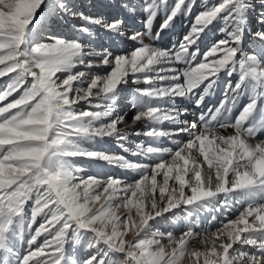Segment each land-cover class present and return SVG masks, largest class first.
<instances>
[{"label": "snow or ice", "instance_id": "1", "mask_svg": "<svg viewBox=\"0 0 264 264\" xmlns=\"http://www.w3.org/2000/svg\"><path fill=\"white\" fill-rule=\"evenodd\" d=\"M90 7L0 0V264H264V0ZM111 142L138 160L84 146ZM73 158L135 175L85 177ZM217 204L214 229L190 219ZM170 216L190 221L178 237Z\"/></svg>", "mask_w": 264, "mask_h": 264}, {"label": "rangeland", "instance_id": "2", "mask_svg": "<svg viewBox=\"0 0 264 264\" xmlns=\"http://www.w3.org/2000/svg\"><path fill=\"white\" fill-rule=\"evenodd\" d=\"M99 2H100V0H77V3L80 6L81 10L84 11L86 14H97V12L99 10H97L94 7H90V5L96 4ZM128 22L130 24H132L135 28H137L139 25L142 26V20L140 17H137L135 20H130ZM74 23H76V21H72V20L60 21L59 24L53 25V31L57 35H65V36L71 35V25ZM183 33L185 34V31L182 32V35H184ZM6 79L7 78L0 79V83H3V80H6ZM220 98H221L220 97V91L218 90L214 96L208 97L206 99L204 108L207 109L209 104H210V107L215 106L219 102ZM9 99H11V98H9ZM212 102H213V104H212ZM190 108H195V106L191 105ZM199 111H200V109L195 108V113H198ZM195 113H193V114H195ZM132 115H133V113L129 111L127 114V117H126V119H128L129 122H131ZM193 116L194 115H190V119H193V118H191ZM137 139L145 140L147 142V138H145V137H139ZM84 146L85 147H98L100 150H106L108 152L119 153V154L125 155L128 159L133 160V161L138 160V158L132 157L127 153H123L121 151V149L119 147H117L115 142L102 144L99 146H93V145H88V144H85ZM72 162L77 167L83 168V171L80 174L82 176H85V177L86 176H95V175L107 177V176L111 175L114 177H122V178L126 177L129 180H131L135 175L131 172L122 171L119 168L102 166V165L97 164V163L92 162V161L80 160V159L73 158ZM219 208H220V212L215 215V220H213V221L211 220L213 215L207 217L204 220L200 219L198 221L199 226L201 228H211V229H214L215 227H217L218 221L223 219V214L225 212V209L223 207L219 206ZM183 215L184 214L181 213V217H183ZM189 222L190 221L188 219L176 218L175 223H173V219L170 216L168 220H166L162 224L158 225V227H160L162 231H172L178 237L180 232L186 229Z\"/></svg>", "mask_w": 264, "mask_h": 264}, {"label": "bare ground", "instance_id": "3", "mask_svg": "<svg viewBox=\"0 0 264 264\" xmlns=\"http://www.w3.org/2000/svg\"><path fill=\"white\" fill-rule=\"evenodd\" d=\"M199 10H200L199 8L195 9V10L193 11V13H192L191 16H187V17H185V16H181V17H179V18L176 20L174 27H173L172 29H170V30L164 32V33L162 34V38H161V40L159 41L160 46H161V47H171V45H172L173 43H176L178 40H180V39L182 38V36H183V35H182V32L185 31V33H186V32L188 31L189 25L192 23V19H193V17L196 15V12H198ZM254 15H255V14H253V16H254ZM160 22H161V21H160L159 18L154 22L153 32H155L156 29L159 27ZM252 24H253V26H254V24H255L254 19H253V21H252ZM141 27H142V26L139 25L136 29H141ZM183 34H184V33H183ZM211 36H212V33L210 32V33H209V37H211ZM203 46H204V45H203V43H202V44H201V47L203 48ZM217 97H218V96H217ZM208 102H209V101H208ZM243 102H244V101H241V103H243ZM206 104H207V103H206ZM212 104H213V102H212ZM191 105H192V104H190V103L184 102V103H181L179 106H180V107H188L189 110H190V112L195 113V108H190ZM208 107H210V104L208 105ZM191 118H194V116L191 117ZM188 119L191 120V119H190V116L188 117ZM259 138H264V136L259 137ZM164 146H170V144H169L167 141H165V142H164ZM135 158H137V157H135ZM219 206H221V205L217 204L215 209H210V210H208V211L202 213L198 218H197V217H193V218H191V219H193V220H197V222H198L200 219L204 220V219H206L207 217L213 215L212 218H211V220L213 221V220H214L213 217H215V215H216L217 213L220 212V208H219ZM221 207H222V206H221ZM198 224H199V222H198ZM199 228H201V227L199 226ZM199 228H198L197 230H199ZM194 246H195V247H200V245H194Z\"/></svg>", "mask_w": 264, "mask_h": 264}]
</instances>
